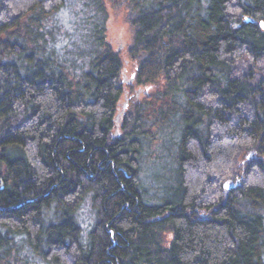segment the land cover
Returning <instances> with one entry per match:
<instances>
[{"label":"trees","instance_id":"16d2710c","mask_svg":"<svg viewBox=\"0 0 264 264\" xmlns=\"http://www.w3.org/2000/svg\"><path fill=\"white\" fill-rule=\"evenodd\" d=\"M0 264H264V0H0Z\"/></svg>","mask_w":264,"mask_h":264},{"label":"rangeland","instance_id":"374dc122","mask_svg":"<svg viewBox=\"0 0 264 264\" xmlns=\"http://www.w3.org/2000/svg\"><path fill=\"white\" fill-rule=\"evenodd\" d=\"M108 23H107V38L112 45L113 49H116L120 52L121 58L124 62V69L122 73V81L129 83V79L132 76V73L134 71V65L129 60V58L126 55L125 48L131 43L132 40V28L130 27L128 21H127V13L126 10L121 8L118 10H111L109 9L108 12ZM140 93V89H137V96ZM123 104L127 103L126 99H122ZM124 112L126 110L122 109L120 107V111ZM122 116V115H120ZM163 146V145H162ZM158 152H164L161 145H157ZM153 150V149H152ZM151 150H146L145 153H149ZM154 161H157L156 159L152 161H145L142 166L141 176L144 182L145 187L148 189V191H154L155 195L160 196V189L162 186L165 185V179L169 178L168 173L166 170H164V164L163 163H157V165L154 166ZM151 162V163H150ZM154 166V167H153ZM151 186V187H150ZM77 220L79 224L83 228V233H85L90 225L94 221V212L91 207L90 198L86 197L84 202L82 203L81 207L77 211Z\"/></svg>","mask_w":264,"mask_h":264},{"label":"water","instance_id":"95a60500","mask_svg":"<svg viewBox=\"0 0 264 264\" xmlns=\"http://www.w3.org/2000/svg\"><path fill=\"white\" fill-rule=\"evenodd\" d=\"M132 81H133V77H131L128 82L131 83ZM126 106H127V103H124L123 106H122V109L126 108ZM118 116L119 115H117V117H116V121H119Z\"/></svg>","mask_w":264,"mask_h":264},{"label":"flooded vegetation","instance_id":"af4514ba","mask_svg":"<svg viewBox=\"0 0 264 264\" xmlns=\"http://www.w3.org/2000/svg\"><path fill=\"white\" fill-rule=\"evenodd\" d=\"M121 112H122V110L119 113H121Z\"/></svg>","mask_w":264,"mask_h":264}]
</instances>
